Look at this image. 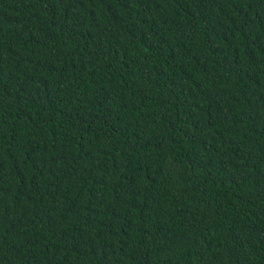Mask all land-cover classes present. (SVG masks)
I'll list each match as a JSON object with an SVG mask.
<instances>
[{
	"label": "trees",
	"instance_id": "trees-1",
	"mask_svg": "<svg viewBox=\"0 0 264 264\" xmlns=\"http://www.w3.org/2000/svg\"><path fill=\"white\" fill-rule=\"evenodd\" d=\"M0 264H264V0H0Z\"/></svg>",
	"mask_w": 264,
	"mask_h": 264
}]
</instances>
